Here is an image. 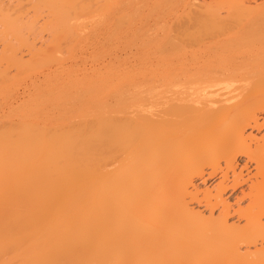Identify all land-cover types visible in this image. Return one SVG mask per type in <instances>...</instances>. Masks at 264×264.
I'll list each match as a JSON object with an SVG mask.
<instances>
[{"label":"bare ground","instance_id":"1","mask_svg":"<svg viewBox=\"0 0 264 264\" xmlns=\"http://www.w3.org/2000/svg\"><path fill=\"white\" fill-rule=\"evenodd\" d=\"M2 1L0 28L5 31L0 37H6L0 42L10 35L14 42L16 32L25 29L31 38L40 37L32 22L35 17H20L25 10L13 11L16 25L7 20L11 6L15 2L14 7L20 6V0L9 5ZM31 1L30 5L45 4L47 10L63 3L54 8L58 28L68 19L67 10L79 16L86 8L79 0ZM194 1L141 0V61L151 65L141 73V82L156 89L153 99L140 100L139 93L128 103L126 97H118L116 104L102 99L107 103L106 115L96 118L93 129L75 136L69 129L71 135L50 137L52 132L24 123L3 139L0 134V264H264V155H254L264 152V137L244 132L264 123L258 119L264 110V5L251 7L245 0ZM6 5L11 7L9 13ZM89 7L87 14L94 9ZM101 8V12L106 9ZM50 23L45 24L48 31H52ZM65 25L64 29L70 26ZM68 29L64 37L76 39L70 35L73 28ZM25 32L17 40L33 53L37 46L29 45ZM61 36L64 44L70 43ZM4 49L2 44L0 50ZM14 56L12 61L2 56L6 62L1 66L9 61L12 67L20 64L22 60ZM24 63L19 65L21 71L35 68L25 69ZM17 70L15 74L21 72ZM141 104L148 107L141 109ZM5 122L1 127L9 125ZM241 156L245 162L240 167L236 162ZM251 164L255 172L244 177L242 169ZM217 175L220 179L211 189L189 190L193 179ZM239 188L235 204L230 203L225 192ZM245 198L247 203L241 205ZM189 202L207 208L209 216L190 208ZM233 216L237 223L229 221ZM243 245L247 249L241 251Z\"/></svg>","mask_w":264,"mask_h":264},{"label":"rangeland","instance_id":"2","mask_svg":"<svg viewBox=\"0 0 264 264\" xmlns=\"http://www.w3.org/2000/svg\"><path fill=\"white\" fill-rule=\"evenodd\" d=\"M3 1H4L5 4L8 3V5L10 3L12 4V2H15V0H10V1L8 0L7 3L5 2L6 0H3ZM3 1H2V3H3ZM30 1L31 0H29V1L20 0L19 2L21 4L18 7L16 6L17 2L13 3V6H11L12 7V11H11V9L9 10V8H11V7L6 5V6H8V10L9 11L7 12V10L5 9V12L9 13L11 11L8 14L10 16V19H9V16H8L7 20L9 22L13 23V24H15V22H16V21H14L15 20L14 18H17V16L15 15L16 13L14 14L13 11L16 12V10H18V11H20L21 9L25 10L24 11L25 13H23L21 11L24 14L23 15L21 13L22 16L20 15V17H22V18H24V17H26V18H30V17L34 18L35 17V19L32 20V18H30V20H32V22L36 26L35 29L38 32V33L37 32L36 33L40 34V37L38 35H37L38 37L36 35H34L35 37L31 38L33 36H29L30 32L27 33L28 36H29L28 37L27 34H26L27 31L25 29V30H23L24 32L26 31L25 35L23 36V38L24 37L25 38L28 37L27 39H28V42L30 43L29 45L32 46V47L36 45L37 49H36V47H33V50H32L31 49L32 47H31L30 49L33 51V53L32 52L31 53L28 52V50L25 47V44H23V43H21V41L17 40V38L20 35L22 36L23 33H24V32H22V30H18L16 32V37L17 38H14V42L12 40L11 35H10V37H11L12 41L10 40V37L8 35L7 37H9L8 38L9 41L6 38L7 40L5 42H2V41L0 42L1 45L3 44V47L7 50V52L9 51L8 52V53H10L8 55L9 57L8 58L5 57V55L7 56V54H8L7 52L5 54V49L4 50H0L1 51L0 53H4V55L2 54L4 59L7 58V59H10V61L13 60V59L11 60L10 57L14 56L15 53L18 54V55H15L14 57L17 56L16 58L19 61L22 60V61H20V64H22V66H23L24 62L25 63L27 61L29 62L30 61L29 59H31V61L29 63H26V64L24 63V65L26 66L25 69L28 68L30 65H34L32 63L34 61L39 62L42 65L41 66L42 68L39 67L40 65L39 66L36 65V67L34 65L35 68H33V66H32V67H30L32 69L29 68V71L27 69V71L25 72V70H23V69L21 71L22 66H20V68H19V65H20L19 63H17V64L14 63L15 67H12L11 64H13V63L10 62V61L7 63L8 66L6 65L5 67H2V66H4V62H6L5 60H7V59L2 60L3 58L1 59L2 56L0 55V66L3 64L1 66V68H0V74H4L3 69H5L4 71H6V73H7V76L5 75L6 73L4 75H2L4 77L6 76V79L5 78L1 79L2 76L0 75V101H1L0 102V124L3 125L2 123L5 122V119H6V122L9 123V125L5 124L6 125L5 127L4 126L1 127V125H0V132H1L0 134L3 135V136L0 135V136H2L1 137L2 139L4 138V135H6L8 133L9 134L12 133V132L10 133V131H11L10 129L13 130L14 129L13 127H15L16 125H18V127L17 126L16 127L19 128V126H21L23 123L25 125H34L36 127L38 126L40 129H43V131L45 130L46 133L48 131H49V133L52 132L53 133V134L51 133L52 135L48 134L50 137L59 138L60 136L67 135V134L68 135L72 134V136H75L77 133H83L85 131L87 132L88 130L90 131V129H93L96 126V118L99 117V116L104 117L106 115V111L105 110L107 109V103L108 104H116L117 101L122 100L125 97H126L124 99L125 101H127V100L129 101L131 99L133 100V99L136 98L135 96H137L138 93H139L138 98L140 100H142L143 98H146V97L147 98H152V99L155 97L156 89L153 86H151L152 88H150L148 85L144 84L146 86V88H145V86L141 82V73L146 71L148 66H151L149 64V62L141 61V47H140L141 46L140 45V42H141L140 41L141 40V38H140L141 37V0H135V1L134 0H120V1L119 0H113V1L111 0L112 2L110 0H105V1L102 0L101 3L99 1L95 2L96 0H93V2L91 0H79V1H84L82 3L86 4V8H85L86 11L84 12V10H85L84 9V10H82L83 13L80 14V15H84V18H83V16L82 17H80V15L78 16V14L74 13V11L71 10V9H70V11L67 10V12H69V13H68V19L66 21L68 22V20H69L68 23L70 25V26H68V28H70V27L73 28V29H71V34L70 35H72V33H73V36L76 37V39L71 37L73 40L70 37H69L70 40H68V38L64 37V36H66V34L63 33V32L67 31L66 29H68V28L64 29L65 27L63 28V26L65 25V23L66 24H68V23L66 21H65V23H62L63 26L60 27V25H59V28H61V29H59L58 26H57V24L59 22H57V23L55 22V21H57V19L55 20V17H57L58 15L56 14V12H54V8H55V10H58L57 8H59V6H61L63 3H61V5H59L57 8L56 7L53 8V6H52L53 12H52V10H51L52 8L50 6L48 10L51 11L52 14H49L50 12L47 10V8H44V6H42V5H45V4H41V2L37 1V3L34 2L35 5L33 3H31V5H34L32 7L30 5ZM195 1H196V3H204L203 0H195ZM204 1L205 2H207V1L209 2V0H204ZM60 2H63V1H60ZM98 2L100 3V6H99L100 8L102 7V4H103L102 2H104L105 6L104 5L103 6H104V8H106L104 10V8L102 7L104 11L101 12L100 8L98 6H97V8H99V12L96 10L97 8L95 9L96 3L98 5ZM93 3H95V4H93ZM107 3H108V5H107ZM113 3H114V6H113ZM129 3H130V5H129ZM245 3L248 6L256 7V5L257 6L264 5V0H245ZM14 4H16L15 7H14ZM136 5L139 6V7H137ZM29 6H31L35 12L32 10V8H29ZM87 6H90L89 10L94 8L92 10L93 13L95 11H97V12L94 13V15L96 14L95 16L92 15L93 14L92 11H91V13H88V14L86 13V12H88L87 11L88 10ZM134 6H135V9H134ZM4 8H6V7H4ZM131 9H133V10H131ZM137 9H139V10H137ZM44 10L48 11V13L45 12ZM11 13L14 14V15H12ZM36 13H38L39 15L36 14ZM84 13H86V14H84ZM135 13H137V14H135ZM221 13L224 14V10L221 11ZM18 14H20V12ZM26 14L29 17H27ZM30 14H32L34 17L32 15H30ZM53 14L55 15V17H54ZM86 15H87V17H86ZM13 16H16V17L12 18ZM116 16H118V17H116ZM130 16H134V17L132 18ZM70 17L72 18V20H71ZM26 18H24V19H26ZM48 18H50L49 21L47 20ZM135 18H137V19H135ZM127 19H129V20L127 21ZM34 20H36V21H34ZM46 21L49 22V23L51 21V23H50L51 25L50 24L48 25V27L52 28V31L49 28L50 33H49V31H48V29L46 27L47 25H45V24H47ZM106 21H109V22H106ZM131 21H132V23H131ZM44 22H46V23H44ZM52 22H53V25H52ZM115 22H116V24H115ZM73 23H75V24H73ZM85 23L87 25H85ZM3 26H5V25H3ZM65 26L67 27V25H65ZM76 26H77V28H79L78 30H77ZM99 28H102V29H99ZM3 30H4V28L1 29L0 31H3ZM72 31H74V32H72ZM31 32H32L31 34H34L32 30H31ZM59 32H60V35L61 34L63 35L61 37L65 38V41L70 42V43L64 44L63 43L64 40L62 39L63 40V42H62V40L59 39L60 35L57 34ZM101 32H103L104 34L102 35ZM2 34H3V32H2ZM4 35H6V34H4ZM4 35H3V37H6ZM68 36H69V34H68ZM3 37H2V40L4 39ZM30 39H31V41H29ZM71 40L72 41L75 40L73 42L74 44L71 43L72 42ZM137 41L138 42L140 41L139 44H138ZM6 42H8L7 45L10 42L11 43H10L9 46H6ZM14 43L17 44V45H15V47L13 48ZM12 44H13V46H11ZM43 45H47V47H45V46L43 47ZM56 45H57V47L61 48V50H63V52L59 48H57L58 50L54 49L56 47ZM67 45H69V47H67ZM5 46L8 47V48H6ZM16 46L18 47L17 49H16ZM41 46L43 48H45V50L48 48L47 50L49 52L47 50L46 51L48 52V54H51V55H48L46 53V51ZM38 47H41L40 49L42 51L38 50L39 49ZM10 48H12V49H10ZM49 48H50V50H49ZM135 48H137V49H135ZM14 50H18L19 52L16 51L14 53L13 52ZM25 50H27L26 53H24ZM34 50H36V51L38 50V52L40 54L37 52L36 54L38 56L35 55ZM50 51H51V53H50ZM12 52L14 53L13 55H12ZM52 54H53V56H52ZM27 55L30 57L29 59L26 57ZM117 55H119V56H117ZM20 56L24 57V58L22 59V58H20ZM134 56H136V57H134ZM93 57H94V59H92ZM53 60H54V62L52 63ZM129 60H131V61H129ZM1 61H2V63H1ZM132 61L134 63H132ZM107 62H109V63H107ZM49 63H51V65ZM60 63H61V65H60ZM9 64H10V66H9ZM44 64H46V65L44 66ZM37 66H38V68H37ZM54 66H55V68H54ZM128 67H130V69ZM79 68H80V70H79ZM149 68H148V70H149ZM17 69H19V71H21L22 74H21V72H19L20 75H19V73L15 74L18 71ZM138 69H139V71H138ZM14 70H16V72ZM137 72H139V73H137ZM12 73H13V75H12ZM134 73H137L138 75L134 74ZM14 74H15V76H14ZM54 74H55V77H54ZM132 74H134V77L136 75V77L134 78L133 76H131ZM16 76H17V78H15ZM125 76H127L128 78L125 77ZM131 77H133L135 81ZM138 79H139V81H137ZM2 80H4L5 82H1ZM80 82L82 83V85H81ZM95 82H97V83H95ZM101 82L103 84H105V83H107V84L103 85V84H101ZM122 82H124L125 85ZM127 82H129V83H127ZM52 84H53V86H52ZM57 84H59V85H57ZM135 84H136V86L138 88L135 86ZM140 86L142 88H140ZM147 86L149 87V89H148ZM133 87H135V88H133ZM114 88L116 89L115 91H119V92L115 93L117 95H114V92H115ZM143 88H144V90H142ZM119 89L120 90L123 89L124 92L127 89L126 90L127 92H125V94H124L123 91L121 90V92H120ZM131 89H133V91H134V89H137V90H135L136 93L133 92V91L129 92V91H131ZM146 89H148L149 91H147ZM151 91H153L154 93H152ZM8 92H9V95H8ZM86 93H88V94H86ZM53 94H54V96H53ZM58 94L60 96H58ZM133 95H134V97H131ZM61 96H62V98H61ZM121 96H123V97H121ZM127 96H129L130 98L127 97ZM113 97H115V98H113ZM102 99L104 101H106L107 103H105ZM114 99H116V100H114ZM99 101H102L104 103L99 102ZM128 101H127V103H128ZM97 102H99V103H97ZM104 105L106 106V108L104 107ZM28 106H30V107H28ZM146 106L147 105H142L141 104V109L145 108ZM28 108L29 109L33 108V109L29 110ZM18 109H22L23 111L22 110H18ZM93 110H95V112ZM31 112H32V114H31ZM97 112H99V114ZM25 113H26V115H25ZM34 115L36 116V118H34L35 117ZM30 117H32V118L30 119ZM79 118H81V119H79ZM262 118L264 119V110L258 113V119H259L260 122L263 120ZM7 119H9V120H7ZM68 119H71V120L73 119L74 120L73 123H70V125H68L69 122L71 121V120L69 121ZM76 119L80 120L81 123H80V121L78 123ZM74 123L77 126L74 125ZM11 124L13 126H11ZM59 124H61V125H59ZM262 124L263 125L260 128H246L245 131H244L245 134H252L255 138L261 139L262 137H264V123H262ZM41 125H42V128H41ZM71 125L73 126V128L72 127L69 128ZM82 125H83V127H82ZM7 126H9V127H7ZM65 126H67V127L65 128ZM3 128L6 129V130H4ZM60 128H61V130H60ZM74 128L79 130V131H82V130L83 131L82 132H79V131L76 132V131H74L75 130ZM64 129H66V133H65ZM69 129L73 130L74 133H73V131L71 132V130H70V132H71V134H70L69 131H67ZM2 130H4V131H2ZM15 130H18V129H15ZM15 130H13V131L16 132ZM55 130H57V131H55ZM48 135H47V138H49ZM255 153H254V155L256 157H258V158L262 157L264 155V152L261 151V150H258ZM244 162H245V158L241 156V157H239L237 159L236 163L241 167ZM110 166H112V165H109L107 168L108 169H112ZM238 167H237V169L239 170ZM242 172H243V176L244 177H248L249 175L252 176L253 173L255 172L253 164L249 165V167L247 169L243 168ZM248 173H250V174H248ZM218 178H219V175H217L215 178H211V179L210 178H208V179L206 178L207 180L206 179L204 180V178H202V179L201 178H195V179H193V182H192L191 186L190 185L188 186L189 190L193 191L194 189H198V190L201 191V190H205V188L211 189L212 186L216 183V181H218L220 179V178L219 179ZM251 179L254 180V178H252V177H251ZM259 180H260V178L258 179V181ZM245 187L246 186H243V188H245ZM245 190H247V189L245 188ZM224 195H225L224 197H227V199L230 201V203L233 202L232 204H235L234 202H235L236 198L239 197V195H240V188L235 190V191L228 190L227 192H225ZM236 195H238V196H236ZM234 198H235V200H234ZM242 200L240 201V203H242L241 205H245L247 203L246 202L247 199L245 198V199H242ZM189 207L193 208L196 211H199L200 213L202 212L201 214L202 215L204 214V217L209 216V210L207 208H205L204 206H202V205L199 206L195 202H193V203L189 202ZM217 212L218 211L215 210V214H217ZM229 221L237 223L238 220H237V218L235 216H233V217L229 218ZM240 223H242V221ZM262 243L264 244V242H262ZM258 246H259V244L257 243V246H251V247H249V249H250V251H253L254 248H256ZM245 247H244V245L241 246V248H240L241 251L246 250L247 247L246 248Z\"/></svg>","mask_w":264,"mask_h":264}]
</instances>
